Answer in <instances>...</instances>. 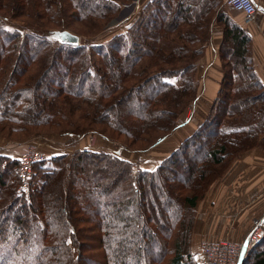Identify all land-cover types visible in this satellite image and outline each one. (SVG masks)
<instances>
[{
	"label": "trees",
	"instance_id": "1",
	"mask_svg": "<svg viewBox=\"0 0 264 264\" xmlns=\"http://www.w3.org/2000/svg\"><path fill=\"white\" fill-rule=\"evenodd\" d=\"M131 3L0 0L4 140L23 130L34 132L24 139L45 136L35 129L44 126L76 141L125 134L127 149L144 152L195 100L213 22L222 28L224 70L204 120L154 169L104 149H75L36 162L24 193L18 159L0 153V264H200L191 246L197 202L238 156L264 153V85L251 37L225 0H150L104 43L56 38L65 30L95 36ZM8 19L20 25L9 28ZM241 264H264V235Z\"/></svg>",
	"mask_w": 264,
	"mask_h": 264
},
{
	"label": "crops",
	"instance_id": "2",
	"mask_svg": "<svg viewBox=\"0 0 264 264\" xmlns=\"http://www.w3.org/2000/svg\"><path fill=\"white\" fill-rule=\"evenodd\" d=\"M150 0H132L129 12L111 26L123 31L137 17L142 6ZM258 7H264V0H254ZM259 10V9H258ZM232 19L241 16L235 13ZM242 26L251 37V56L255 72L264 85V12L260 10L254 21L244 24L241 20H233ZM117 32V31H116ZM222 38V28L213 22L209 31L208 43L196 67L198 80V94L194 101L200 118L204 119L223 77V68L218 56V46ZM199 116V115H198ZM192 124L187 130V122ZM198 125L195 117L179 124L175 130L163 140L144 152L126 151L119 146L107 145L106 150L123 159L134 163L136 168L154 169L168 156ZM89 135L78 139L73 144L75 149L90 148ZM15 148L13 145L2 144L0 153L9 154L17 158V153L24 148V141ZM4 140L0 138V144ZM61 153V152H59ZM58 154V153H53ZM139 161V163H138ZM196 218L191 239V246L195 258L202 264L201 241L231 239L244 243L251 230L254 216H264V153L254 148L243 153L235 160L225 173L216 180L207 191L203 199L195 206Z\"/></svg>",
	"mask_w": 264,
	"mask_h": 264
},
{
	"label": "rangeland",
	"instance_id": "3",
	"mask_svg": "<svg viewBox=\"0 0 264 264\" xmlns=\"http://www.w3.org/2000/svg\"><path fill=\"white\" fill-rule=\"evenodd\" d=\"M255 4H256V2H255ZM257 5V4H256ZM226 8L228 9V11L229 12H234L229 6H226ZM129 9H130V7H128V8H126L125 10H124V13L126 14L127 12H129ZM259 8H258V5H257V14H258V12H260V10H258ZM123 13V14H124ZM235 13H237V11L235 12ZM123 14H122V16H123ZM124 14V15H125ZM233 20H241L242 21V17L241 16H239L238 18L237 17H235ZM19 20L18 19H15V20H11V19H8V20H6L5 21V24H6V26H8L9 28H16V27H18V25H20L19 24ZM113 22V23H112ZM116 22V21H115ZM113 20L111 21V22H109V24L110 25H108L101 33H99V34H97V35H95V36H88V37H86V38H80L79 39V41H80V43L81 44H83V43H86V44H100V43H104L105 41H107L108 39H109V36L112 34V33H114V32H116V31H119L118 29L119 28H117V27H115V26H111L112 24H114L115 23ZM83 41H85V42H83ZM219 56V55H218ZM221 61V60H220ZM198 64V63H197ZM221 64H222V62H221ZM223 73H224V70H223ZM196 76V75H195ZM198 85H199V83H198ZM41 90H43V89H41ZM197 94H198V88H197ZM197 96V95H196ZM196 100V99H195ZM194 100V101H195ZM194 101H192L191 103H189L187 106H186V108L184 109V111L182 112V114L178 117V119H177V123H179L181 120H183V119H185L186 117L189 119V117H190V119L191 118H194L195 117V121H197V123H198V125L204 120V119H201L200 118V114H201V112H199L198 113V115H195V113H196V110H200L199 108H196V107H194L195 105H194ZM210 108V107H209ZM208 108V109H209ZM219 109H220V107H218ZM217 108V109H218ZM195 112V113H194ZM207 113V112H206ZM206 115V114H205ZM205 117V116H204ZM192 124V122L190 121V123L189 122H187V124L185 125V127L184 128H186L187 130L189 129V126ZM0 128H2V129H6V128H8V126H5V128H3V127H1L0 126ZM36 128H38V129H40L39 131H46V132H49V133H47L45 136H38V137H30V138H27V139H24V138H26V137H29L32 133H34V132H29L28 134H22L25 130H23V132L21 133V131H19V133H11L12 135L10 136V138H12V139H7V140H4V143H1L0 144V147L2 146V144H9L10 143V145H13L15 148H18V145L20 144V143H23L22 141H24V142H26V143H24V147L26 146V144H31V145H34L35 147H37L38 149H40L44 154H45V158L46 157H49L51 154H53V153H59V152H61V153H67V154H69V153H71L70 151H71V148H72V146H73V144H75V142H76V139L74 140L73 138H71L70 136H67V135H60V134H58L59 132H57V131H49V130H46L45 128L46 127H44V126H38V127H35V129ZM30 131H32V130H34V128H30L29 129ZM5 133H6V131L5 130H3ZM174 131V130H173ZM172 131V132H173ZM171 132V133H172ZM10 133V132H9ZM171 133H169L168 135H170ZM30 134V135H29ZM87 135H89V137L87 138L88 139V143L90 144V148L91 149H94V150H106V146L107 145H111V147H113V146H119V147H121L122 149H124V150H126V151H130L129 149H127L124 145H123V143H121V142H128L129 140H127V138H126V136H125V134L124 135H120V134H117L116 135V137L119 139V141H112V140H108V139H104V138H102V137H100V136H96V135H94V134H87ZM87 135H85V136H87ZM84 137V136H83ZM80 138H82V137H80ZM80 138H77V140L78 139H80ZM75 141V142H74ZM107 147H109V146H107ZM202 147V146H201ZM241 156V155H240ZM240 156H238L236 159H234V161L235 160H237ZM233 161V162H234ZM101 163V162H100ZM138 163H139V161H138ZM185 165L186 166H188V165H190V164H187V162L185 163ZM184 166V165H183ZM175 169H176V172L178 171H181L183 168H181V167H176L175 166ZM211 171V176L213 175V173H215V170L213 169V171L212 170H210ZM210 171H208V173L210 172ZM176 172H175V175H176ZM187 172L185 171V173H184V175L186 174ZM32 177V176H31ZM30 180H31V178H30ZM30 180H29V182H30ZM218 180V179H217ZM37 180H35V182H36ZM215 182V181H214ZM213 182V183H214ZM212 183V184H213ZM212 185H210V187H211ZM210 187L208 188V190L210 189ZM207 190V191H208ZM207 191H206V193H207ZM206 195V194H205ZM204 198V197H203ZM202 198V199H203ZM200 201V200H199ZM264 217V216H263ZM261 218L262 217H259V216H254V218L252 219V222H251V230H250V233H249V236H248V238L247 239H251V233L253 232V228H254V226L256 225V223L259 221H263V220H261ZM256 232V230L253 232V234ZM264 235V226L262 227V231H261V233H260V237H259V239L262 237ZM229 240H231V239H229ZM232 241H234V240H232ZM202 243L204 242V240L203 241H201ZM234 242H236V243H239V241H234ZM247 242V241H246ZM201 243V244H202ZM255 244H253L252 246H247V248H246V251L244 252V254L243 255H245V254H247L248 253V250L249 249H251L253 246H254ZM95 252V251H94ZM202 260H203V263L202 264H205V261H204V257H203V255H202ZM88 260L86 259V263L87 264H91L90 262L88 263L87 262ZM200 263V262H199ZM201 264V263H200Z\"/></svg>",
	"mask_w": 264,
	"mask_h": 264
},
{
	"label": "built area",
	"instance_id": "4",
	"mask_svg": "<svg viewBox=\"0 0 264 264\" xmlns=\"http://www.w3.org/2000/svg\"><path fill=\"white\" fill-rule=\"evenodd\" d=\"M225 4L241 14L244 24L254 21L257 15V5L254 0H225ZM188 118L181 120L179 124L186 122ZM45 158V154L31 144L26 146L17 153L19 161L18 172L20 176L19 188L28 192L29 180L33 174V166L36 162ZM264 221H258L250 234L251 239H247V246H252L259 241L260 233ZM250 237V236H249ZM242 242L236 243L229 239L222 240H205L201 244V253L204 257L205 264H241Z\"/></svg>",
	"mask_w": 264,
	"mask_h": 264
},
{
	"label": "water",
	"instance_id": "5",
	"mask_svg": "<svg viewBox=\"0 0 264 264\" xmlns=\"http://www.w3.org/2000/svg\"><path fill=\"white\" fill-rule=\"evenodd\" d=\"M258 8H259V10L264 12V7H258ZM113 21L115 22L116 20H113ZM56 38L58 41H60L62 43H67V44H72V45H81V43L79 41L80 37L76 34H73L69 31H66V30L57 32ZM261 220L264 221V217H262ZM246 248H247V242L245 241L244 243H242L240 263L242 261L243 254L246 251Z\"/></svg>",
	"mask_w": 264,
	"mask_h": 264
}]
</instances>
